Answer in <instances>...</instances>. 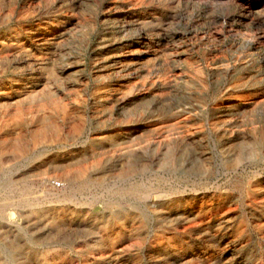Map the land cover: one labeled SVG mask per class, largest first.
Returning <instances> with one entry per match:
<instances>
[{
	"label": "rangeland",
	"instance_id": "obj_1",
	"mask_svg": "<svg viewBox=\"0 0 264 264\" xmlns=\"http://www.w3.org/2000/svg\"><path fill=\"white\" fill-rule=\"evenodd\" d=\"M0 264H264V0H0Z\"/></svg>",
	"mask_w": 264,
	"mask_h": 264
},
{
	"label": "built area",
	"instance_id": "obj_2",
	"mask_svg": "<svg viewBox=\"0 0 264 264\" xmlns=\"http://www.w3.org/2000/svg\"><path fill=\"white\" fill-rule=\"evenodd\" d=\"M54 183V182H53Z\"/></svg>",
	"mask_w": 264,
	"mask_h": 264
}]
</instances>
